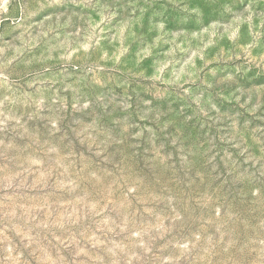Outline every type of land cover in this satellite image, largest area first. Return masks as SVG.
Returning <instances> with one entry per match:
<instances>
[{
	"label": "rangeland",
	"instance_id": "obj_1",
	"mask_svg": "<svg viewBox=\"0 0 264 264\" xmlns=\"http://www.w3.org/2000/svg\"><path fill=\"white\" fill-rule=\"evenodd\" d=\"M0 264H264V0H0Z\"/></svg>",
	"mask_w": 264,
	"mask_h": 264
}]
</instances>
